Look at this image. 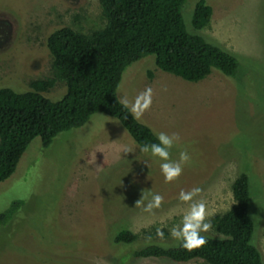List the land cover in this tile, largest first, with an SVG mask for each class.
Returning <instances> with one entry per match:
<instances>
[{
    "label": "rangeland",
    "instance_id": "rangeland-1",
    "mask_svg": "<svg viewBox=\"0 0 264 264\" xmlns=\"http://www.w3.org/2000/svg\"><path fill=\"white\" fill-rule=\"evenodd\" d=\"M196 1L181 7L185 28L236 56L237 73L212 70L191 82L160 70L146 55L123 69L116 88L118 100L130 102L152 88V105L138 121L155 136L179 133L171 158L183 149L191 156L182 175L166 183L162 161L140 152L120 122L103 113L58 133L47 147L36 136L0 181V212L22 200L0 225V264H200L130 252L176 243L169 230L188 208L178 198L182 189H202L196 199L206 202L208 219L227 210L231 183L241 172L248 178L251 242L264 264V0H203L211 14L194 29ZM103 23L98 0H0V87L24 92L31 80L51 76L45 40L56 28L86 33ZM64 92V83L55 81L41 94L55 101ZM129 148L135 151L125 152ZM142 191L161 194V207H137ZM122 229L135 235L131 243L113 242ZM203 234L217 236L212 229Z\"/></svg>",
    "mask_w": 264,
    "mask_h": 264
},
{
    "label": "trees",
    "instance_id": "trees-1",
    "mask_svg": "<svg viewBox=\"0 0 264 264\" xmlns=\"http://www.w3.org/2000/svg\"><path fill=\"white\" fill-rule=\"evenodd\" d=\"M185 0H98L102 27L89 32L68 26L56 28L46 37L51 56V76L29 82L30 90L15 92L0 87V181L15 169L32 138L38 136L47 147L62 131L82 126L92 113L116 118L138 145L156 141L150 127L133 118L116 96L123 69L133 61L152 55L162 71L196 82L212 70L234 76L236 56L203 36L185 28L181 7ZM211 8L203 0L194 4L190 24L194 29L209 20ZM150 76V72H147ZM55 81L65 85L64 94L52 101L41 94ZM233 202L221 214L210 217L217 236L205 235L207 244L186 251L178 243H150L130 252L133 258L154 257L184 263L263 264L251 242L254 222L248 213V178L243 172L231 183ZM22 204L15 200L0 212V225ZM113 242L131 243L135 235L120 230Z\"/></svg>",
    "mask_w": 264,
    "mask_h": 264
},
{
    "label": "clouds",
    "instance_id": "clouds-1",
    "mask_svg": "<svg viewBox=\"0 0 264 264\" xmlns=\"http://www.w3.org/2000/svg\"><path fill=\"white\" fill-rule=\"evenodd\" d=\"M152 96L153 90L148 87L139 93L133 102L123 96L120 97L118 102L124 108L130 109L133 118L139 120L143 113L151 107ZM179 140V133L168 134L161 131L156 135L157 142L146 143L139 149L140 152L158 157L162 161L160 170L166 183L178 180L183 173L184 166L191 162V156L187 149L179 152L178 159L173 160L171 158L170 150L178 144ZM133 151L135 150L131 148L125 150V152ZM201 191L202 189L199 187L180 191L178 198L181 202L188 204V208L183 213L181 221L169 230L171 238L178 243V246L189 252L207 244V237L202 233H207L212 228L211 221L208 219L209 213L206 202L202 199H196ZM149 195L151 199H148ZM145 200L148 201L147 204L144 203ZM163 201L164 197L159 193H145L142 191L141 198L136 201V206H143L144 211L152 212L153 209L160 208ZM156 235L160 239H164V232L159 228L156 230Z\"/></svg>",
    "mask_w": 264,
    "mask_h": 264
}]
</instances>
